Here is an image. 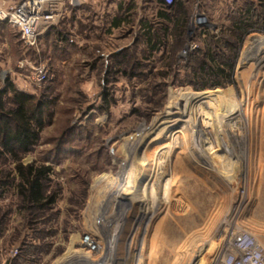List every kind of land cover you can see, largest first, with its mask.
Instances as JSON below:
<instances>
[{"label": "rangeland", "instance_id": "rangeland-1", "mask_svg": "<svg viewBox=\"0 0 264 264\" xmlns=\"http://www.w3.org/2000/svg\"><path fill=\"white\" fill-rule=\"evenodd\" d=\"M38 33L0 20V89L47 111L20 161L50 168L41 207L0 190V264H264V0H59Z\"/></svg>", "mask_w": 264, "mask_h": 264}, {"label": "trees", "instance_id": "trees-1", "mask_svg": "<svg viewBox=\"0 0 264 264\" xmlns=\"http://www.w3.org/2000/svg\"><path fill=\"white\" fill-rule=\"evenodd\" d=\"M170 8L160 7V15H168ZM248 25L238 21L235 30L241 34L242 27ZM229 45L233 47L231 43ZM215 62L204 63L201 69V75L205 79L217 81L211 84L212 87L220 86L219 81L222 80L228 82L232 68L229 60ZM7 98L10 102L8 107L4 103ZM46 112L44 101L15 88L11 82L7 81L0 89V190L14 187L22 202L29 206H43L46 199L43 182L47 179L50 168L44 165H23L20 157L29 152L37 141L44 126ZM7 157L14 161V167L10 171L2 167L3 160Z\"/></svg>", "mask_w": 264, "mask_h": 264}, {"label": "built area", "instance_id": "built-area-1", "mask_svg": "<svg viewBox=\"0 0 264 264\" xmlns=\"http://www.w3.org/2000/svg\"><path fill=\"white\" fill-rule=\"evenodd\" d=\"M160 7L170 8L180 0H159ZM59 0H17L8 7L0 8V20L7 22L14 27L21 39L28 45L34 44L39 28L47 26L58 14ZM205 16L201 13L193 21L203 22ZM82 243L88 251H95L99 247V241L91 235H83ZM18 247L10 250L12 255H16ZM1 256V254H0Z\"/></svg>", "mask_w": 264, "mask_h": 264}, {"label": "crops", "instance_id": "crops-1", "mask_svg": "<svg viewBox=\"0 0 264 264\" xmlns=\"http://www.w3.org/2000/svg\"><path fill=\"white\" fill-rule=\"evenodd\" d=\"M264 47V41H263V43L262 44H260V43H256V45H255V47ZM252 48H254V44L253 43H251L250 44V46H247V49H251L252 50ZM253 51H255V50H253ZM258 51V50H257Z\"/></svg>", "mask_w": 264, "mask_h": 264}]
</instances>
